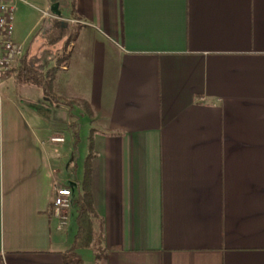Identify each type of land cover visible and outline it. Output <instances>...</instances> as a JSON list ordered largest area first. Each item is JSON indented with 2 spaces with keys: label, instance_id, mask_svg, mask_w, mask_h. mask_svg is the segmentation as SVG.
I'll return each instance as SVG.
<instances>
[{
  "label": "crops",
  "instance_id": "1",
  "mask_svg": "<svg viewBox=\"0 0 264 264\" xmlns=\"http://www.w3.org/2000/svg\"><path fill=\"white\" fill-rule=\"evenodd\" d=\"M61 2L47 16L74 73L58 101L0 79V264H63L78 205L62 227L55 187L77 202L88 175L106 257L78 249L83 264H264V0ZM29 53L20 66L41 71L63 55Z\"/></svg>",
  "mask_w": 264,
  "mask_h": 264
},
{
  "label": "rangeland",
  "instance_id": "2",
  "mask_svg": "<svg viewBox=\"0 0 264 264\" xmlns=\"http://www.w3.org/2000/svg\"><path fill=\"white\" fill-rule=\"evenodd\" d=\"M48 1L51 0H17L15 2L16 10L14 14L15 19L13 39L17 45L23 46L25 50L29 48V54L31 58L36 56V59H34L33 61L34 65H42L46 61H50L53 64V57L58 52L61 51L63 55H65L67 54L66 51H68H64V45L67 39L64 38V36L65 33L68 34L66 32L67 24L62 21L61 26H57L55 21L53 22L52 20H50V18H48L49 16H47L46 8ZM60 1H62L61 3H63L65 0ZM54 66H56V64L52 65L50 68ZM72 73H74V68L71 69L70 73H66L61 70L58 71L55 76L54 84H57L58 86L60 83L65 84V79L70 77ZM7 82L9 83V85L5 84ZM3 84L4 90H6L8 87V93H10L11 95H15L17 91L16 83L13 79H10L8 81L5 80ZM51 91L53 92V94L55 93V90L53 88ZM30 99H32L31 96ZM79 124L81 126L80 130L78 131L80 135V138L78 140L79 143H77L79 145V148L77 149L75 155L78 157V162L81 164V162L84 161V158L87 155V151L90 145L89 140L91 135L93 134L91 133L90 135L91 129L88 120H82ZM67 134H69V143L77 140L74 132H68ZM71 228L76 230V223L73 217H71Z\"/></svg>",
  "mask_w": 264,
  "mask_h": 264
},
{
  "label": "trees",
  "instance_id": "3",
  "mask_svg": "<svg viewBox=\"0 0 264 264\" xmlns=\"http://www.w3.org/2000/svg\"><path fill=\"white\" fill-rule=\"evenodd\" d=\"M80 26L77 25L74 32H72L73 40ZM69 40V41H71ZM68 59V54L62 55L58 60L56 66L47 69L46 71L38 70L34 67H26L19 66L18 69L14 71L12 74L16 81L22 84H30L40 87L43 92L51 96L53 100L58 101V97L53 94L52 87L55 82V76L58 71H60L64 62ZM71 108H74L75 105H79L83 109L86 110L87 114L91 115L89 110V106L86 105L85 102L82 101H72L64 103ZM72 127H78L77 122L71 123ZM93 135L90 137V156L93 153ZM89 176V175H88ZM88 176L87 180H85L84 190L81 193L80 198L77 202H73L78 205V215H77V226L78 231L74 239L73 246L70 250L63 253V264H83V261L78 259L76 250L78 249H92L95 253L97 261L102 260L106 257V252L103 247L104 238L103 233L101 231L95 230V220L97 219V213L93 206L92 196L90 193V188L88 186Z\"/></svg>",
  "mask_w": 264,
  "mask_h": 264
},
{
  "label": "built area",
  "instance_id": "4",
  "mask_svg": "<svg viewBox=\"0 0 264 264\" xmlns=\"http://www.w3.org/2000/svg\"><path fill=\"white\" fill-rule=\"evenodd\" d=\"M16 1L0 0V79L11 76L19 68L25 55L24 47L17 45L13 39ZM48 139L53 144L65 142L64 137L61 136H50ZM72 199L73 191L71 188L59 185L55 187L53 208L62 227L67 223L66 210L72 206Z\"/></svg>",
  "mask_w": 264,
  "mask_h": 264
}]
</instances>
